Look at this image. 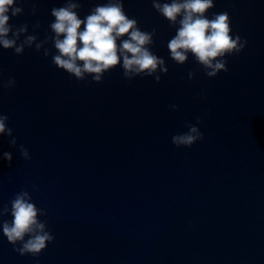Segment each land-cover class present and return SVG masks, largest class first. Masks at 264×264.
Segmentation results:
<instances>
[{"label":"water","instance_id":"water-1","mask_svg":"<svg viewBox=\"0 0 264 264\" xmlns=\"http://www.w3.org/2000/svg\"><path fill=\"white\" fill-rule=\"evenodd\" d=\"M79 2L82 18L106 0ZM64 3L22 0L10 23L33 34L39 22L42 40ZM123 4L141 30H156L152 51L168 69L159 83L127 81L119 67L99 84L77 82L52 65L50 44L48 58L34 46L0 50V82L15 80L0 88V114L31 156L0 138V155L12 154L10 167L0 161V207L28 191L54 237L34 259L0 236V264H264V0H215L208 15L228 12L247 45L213 79L191 57L169 60L175 29L152 0ZM196 117L203 139L174 147Z\"/></svg>","mask_w":264,"mask_h":264},{"label":"clouds","instance_id":"clouds-1","mask_svg":"<svg viewBox=\"0 0 264 264\" xmlns=\"http://www.w3.org/2000/svg\"><path fill=\"white\" fill-rule=\"evenodd\" d=\"M214 3L215 0H152L151 5L169 27L175 29V35L166 45L169 60L183 66L191 57L209 79L226 73V57L240 55L247 45L245 39L232 32L228 12L208 15ZM80 9L79 0H65L63 6L53 7L52 20L40 40L35 34L40 28L39 22L33 25V34H28L27 24L17 27L10 23L23 15L22 0H0V50L20 56L34 46L35 52L40 53L43 49V56L48 58L50 52L45 45L50 44L54 50L52 65L77 82L90 77L92 83L99 84L117 67L127 81L154 77L159 83L161 76L167 74L164 58L152 51L156 30H141L137 20L124 11L123 0H106L90 8L89 14L82 18ZM35 11L33 7V15ZM188 77H193L191 71ZM14 86L13 78L0 82V88L5 90ZM171 110L177 111L176 105H172ZM200 124V117H196L195 124L185 123L187 131L174 135L172 145L188 149L201 141ZM0 138L7 139L9 148L16 149L24 161L31 159L23 144L17 147V138L4 114H0ZM0 161L10 167L11 152H3ZM4 217L10 219L0 222V236L21 257L27 255L35 259L53 242L46 212L35 205L28 191L21 189L0 207V218Z\"/></svg>","mask_w":264,"mask_h":264}]
</instances>
